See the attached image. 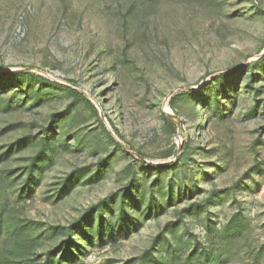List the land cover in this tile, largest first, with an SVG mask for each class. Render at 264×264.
Returning a JSON list of instances; mask_svg holds the SVG:
<instances>
[{"label": "rangeland", "instance_id": "rangeland-1", "mask_svg": "<svg viewBox=\"0 0 264 264\" xmlns=\"http://www.w3.org/2000/svg\"><path fill=\"white\" fill-rule=\"evenodd\" d=\"M0 264H264V0H0Z\"/></svg>", "mask_w": 264, "mask_h": 264}]
</instances>
